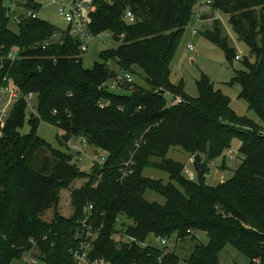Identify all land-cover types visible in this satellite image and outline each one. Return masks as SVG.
<instances>
[{
	"label": "trees",
	"instance_id": "obj_1",
	"mask_svg": "<svg viewBox=\"0 0 264 264\" xmlns=\"http://www.w3.org/2000/svg\"><path fill=\"white\" fill-rule=\"evenodd\" d=\"M8 1L0 0V56L18 48L22 58H0V88L12 80L23 93L39 98L38 115L28 116L21 99L0 127V264L19 262L31 240L42 248L43 264H74L72 251L79 248L77 233L84 229L90 205L88 224L98 233L91 260L182 264L168 245L161 248L148 239L162 244L163 238H182L195 230L209 240L196 244L190 264H219L227 247L247 256L249 264H264V0L213 3V10L228 17L250 49L233 82L240 84V98L259 116L263 130L236 114L230 97L207 80L200 83L196 98L171 80V62L201 0H95L91 33L110 36L118 45L102 51V62L92 68L83 66L70 37L62 46L41 48L58 30L50 21L31 19L12 28ZM127 10L134 12V23L124 20ZM203 34L224 49L229 62L238 55L222 35L219 19ZM119 71L140 74L145 85L126 86L127 93L106 89ZM164 90L185 102L170 106ZM43 121L59 129L62 144L86 138L89 147L106 153V163L80 167L72 150L54 148L38 135ZM26 123L31 129L23 134ZM236 138L242 163L233 178L213 188L206 175L210 162L221 158ZM172 148L195 159L196 180L187 178L183 163L168 158ZM155 158L161 160L159 170L169 174V183L144 175L158 162ZM79 178L86 181L72 189V215L56 212L51 221L43 220V212L58 206L61 191ZM148 190L163 196L164 204L148 201Z\"/></svg>",
	"mask_w": 264,
	"mask_h": 264
},
{
	"label": "rangeland",
	"instance_id": "obj_2",
	"mask_svg": "<svg viewBox=\"0 0 264 264\" xmlns=\"http://www.w3.org/2000/svg\"><path fill=\"white\" fill-rule=\"evenodd\" d=\"M198 10L199 5L196 4L193 10V17L187 26L179 48L171 62L170 68L172 82L180 87L183 86L188 97L196 98L200 93L199 85L205 79L214 87V90H220L223 94L230 97L231 107L236 114L242 117H247L252 121H255L259 127H262L263 124L261 123L259 116L253 110H250L248 103L244 99L240 98L242 90L240 84L233 82L235 70H241L244 68L241 61L244 56H249V47L238 39L237 34L231 27L228 17L222 15L219 19L222 35L227 37L231 48H233L235 53L240 56L239 59L234 58L232 62H229L226 58L224 49L205 38L203 32L207 29V26L204 21H198L196 17ZM38 14L41 19L50 21L58 29H65L66 26H68L66 20L59 15L58 6L55 4H46ZM194 29H198L196 35L193 33ZM191 43L194 45V50L188 49V45ZM117 45L118 42L113 40L110 36H94L90 41L88 51L82 55L83 66L85 68H92L96 63L102 62V51H109L108 49L115 48ZM111 68H115L117 71L119 70L114 63L111 64ZM135 77L136 83L139 84V86L145 85L140 74H135ZM112 91L116 93H127L126 89H112ZM30 129L29 124L26 123L22 129V133L27 134ZM261 129L263 130V127ZM38 135L54 148L68 152V146L66 143L62 144L59 140V129L55 125L44 121L41 122L38 127ZM240 146L241 143L239 139L236 138L232 141L229 149L235 151L237 156L235 158H230L229 155H226L229 149L225 151L223 156L217 159L216 163H214L212 174L207 178L208 184H214L222 181V179L228 180L233 178L235 171L240 163H242V154L239 152ZM88 153L91 156L95 155V153H99L101 158L106 155L102 150L93 147L88 148ZM168 158L181 162V164L183 163L186 166V171H194V164L191 162L190 155L181 148H172L169 151ZM76 160L77 162L82 161L79 164L80 167H93L92 160L86 156V154L83 155L82 159L78 157L75 158V161ZM223 160L226 162L225 167L220 165ZM155 161L158 162L150 169H146L144 175L155 180H161L163 184L169 183L171 181L169 174L159 170V162L161 160L155 158ZM219 166L221 167L218 168ZM85 181L86 179H76L73 182L72 187L63 189L60 193L59 205L43 212V220L51 221L56 212L66 217L71 216L73 213L71 200L72 189L81 187ZM212 187L215 188L216 185L214 184ZM145 198L152 203L155 202L163 205L165 202V198L153 190H148L145 194ZM118 228L121 229L120 227ZM116 236V239L119 241H124L125 239L122 235L117 234ZM208 240L209 239L205 233L193 230L188 236L182 238H178V235L173 234L168 241V246L172 252L177 253L182 264H190L188 259L190 258L196 244H205ZM148 242L163 248L161 241H157L154 237H150ZM221 255L219 264H249L250 262L247 256L240 254L233 247H227ZM12 264L19 263L14 261ZM256 264H258V261H256Z\"/></svg>",
	"mask_w": 264,
	"mask_h": 264
},
{
	"label": "built area",
	"instance_id": "obj_3",
	"mask_svg": "<svg viewBox=\"0 0 264 264\" xmlns=\"http://www.w3.org/2000/svg\"><path fill=\"white\" fill-rule=\"evenodd\" d=\"M215 0H201L199 2V10L196 13L198 21H204L206 23L207 29L211 28L216 19H220L222 14L218 10H213V3ZM95 0H9L7 8H10L9 18L11 19V27L17 29L22 23L31 19H39V11L48 3L55 4L58 6V13L63 17L68 26L65 29H58L52 35L48 36L41 44V48L46 50L54 45H64L67 37L74 39L76 47L80 53L83 55L89 49V44L94 35L90 31V15L94 10ZM131 10H127L124 15V20L127 23H134L135 16ZM198 29H194V34L196 35ZM189 50H194V45L191 43L188 45ZM1 50V49H0ZM1 59L8 60L10 62H15L22 58V52L18 48L11 50L6 58L0 56ZM237 59L240 58L239 55L236 56ZM4 68L0 65V70ZM7 77L4 78V81ZM136 77L134 74L128 71L117 72L110 83L104 85L108 90L112 89H129L135 88ZM164 96L170 106H176L185 102L181 95H176L169 90H164ZM38 95L34 92L23 93L21 89L15 85L12 80H9V84L2 86L0 88V127H4L6 121L9 119L11 112L21 99H24L27 104L28 116L38 115ZM0 137H2V131L0 130ZM66 145L72 152L75 153L76 158L82 159L83 155L86 154L91 160L92 164H99L101 167L106 163V155L101 158L99 153L95 155H90L88 153L89 145L84 137H78L76 139L69 140ZM230 158H235L237 153L232 150H228L227 154ZM226 157V156H225ZM84 161V160H83ZM192 163L195 161L191 158ZM82 161L79 162V164ZM204 163V159H203ZM216 161L210 162V172L206 175L211 176L213 171V165ZM222 166V163L220 164ZM129 166V163H126ZM219 166L218 168H220ZM187 178L191 180H196V170L186 171ZM222 181H225L222 179ZM97 183L94 184V187ZM93 207L87 206L85 209L88 217L85 221H82L84 229L82 232L77 233V237L80 238L79 248L72 251L74 257V264H107L103 259L91 260L90 250L94 239H96L98 233L97 230H93L88 224V219L90 218L91 211ZM92 216V215H91ZM48 236H44L43 239H47ZM31 247L24 252L22 258L19 260V264H43L40 260L42 255V248H40L39 243L35 240H31ZM163 246L168 245V240H162ZM169 249L164 250L163 255H166ZM43 257V256H42Z\"/></svg>",
	"mask_w": 264,
	"mask_h": 264
},
{
	"label": "water",
	"instance_id": "obj_4",
	"mask_svg": "<svg viewBox=\"0 0 264 264\" xmlns=\"http://www.w3.org/2000/svg\"><path fill=\"white\" fill-rule=\"evenodd\" d=\"M10 10H11V9L9 8V12H10Z\"/></svg>",
	"mask_w": 264,
	"mask_h": 264
}]
</instances>
